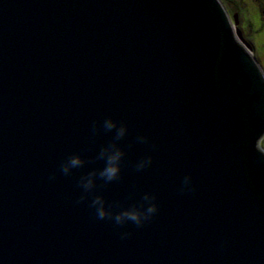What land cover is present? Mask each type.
<instances>
[{"label":"water","instance_id":"95a60500","mask_svg":"<svg viewBox=\"0 0 264 264\" xmlns=\"http://www.w3.org/2000/svg\"><path fill=\"white\" fill-rule=\"evenodd\" d=\"M233 20L221 0H0V264H264V82ZM108 117L128 126L121 178L78 204L104 163L59 166L110 143L91 131ZM145 193L142 227L89 207Z\"/></svg>","mask_w":264,"mask_h":264},{"label":"clouds","instance_id":"9594fccd","mask_svg":"<svg viewBox=\"0 0 264 264\" xmlns=\"http://www.w3.org/2000/svg\"><path fill=\"white\" fill-rule=\"evenodd\" d=\"M253 66L256 68L261 82H264V63L253 59ZM103 130L104 132H115L110 143L100 148L98 154L91 160H86L81 154L69 155L59 166V172L64 176H70L74 169L83 167L86 163H94L95 161H103L104 166L100 169H93L86 175L81 176L78 187L82 189V193L76 203L80 204L89 200V194L97 187V181H103L104 185L121 178L122 168L124 166V157L126 152L119 144L121 140L128 134V126L124 122H119L111 117L105 118L102 123L96 122L92 126V135L95 137ZM136 142L148 144L149 137L139 135ZM131 147V145H129ZM153 149L156 145H151ZM255 150L264 157V134H261L255 140ZM153 162L152 156H146L135 164L137 172L151 166ZM56 174L53 173L49 179L54 180ZM180 193L194 192L195 186L191 175L185 176ZM156 196L152 193H145L138 204L124 208L119 202L108 204L102 195H94L91 198L89 207L95 210V216L98 220H111L117 227H122L128 222L134 223L137 227H142L146 222L150 221L159 211L158 204L155 202ZM117 209H120L117 211ZM132 233L124 232L121 238H127Z\"/></svg>","mask_w":264,"mask_h":264},{"label":"rangeland","instance_id":"374dc122","mask_svg":"<svg viewBox=\"0 0 264 264\" xmlns=\"http://www.w3.org/2000/svg\"><path fill=\"white\" fill-rule=\"evenodd\" d=\"M232 23L238 17L237 28L251 45L258 62L264 63V0H221Z\"/></svg>","mask_w":264,"mask_h":264},{"label":"bare ground","instance_id":"6f19581e","mask_svg":"<svg viewBox=\"0 0 264 264\" xmlns=\"http://www.w3.org/2000/svg\"><path fill=\"white\" fill-rule=\"evenodd\" d=\"M253 54V53H252ZM254 55V54H253ZM255 56V55H254ZM255 58H256V56H255Z\"/></svg>","mask_w":264,"mask_h":264}]
</instances>
